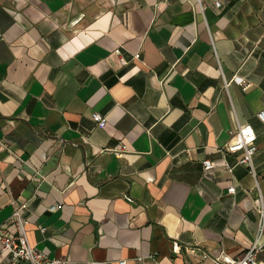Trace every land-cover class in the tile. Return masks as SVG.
I'll use <instances>...</instances> for the list:
<instances>
[{
    "label": "crops",
    "instance_id": "crops-1",
    "mask_svg": "<svg viewBox=\"0 0 264 264\" xmlns=\"http://www.w3.org/2000/svg\"><path fill=\"white\" fill-rule=\"evenodd\" d=\"M214 1L0 0V226L26 203L30 244L68 264H219L254 244L264 0ZM236 121L256 178L224 150Z\"/></svg>",
    "mask_w": 264,
    "mask_h": 264
},
{
    "label": "built area",
    "instance_id": "built-area-1",
    "mask_svg": "<svg viewBox=\"0 0 264 264\" xmlns=\"http://www.w3.org/2000/svg\"><path fill=\"white\" fill-rule=\"evenodd\" d=\"M214 6L220 8L222 6L221 0H215ZM114 53L119 56L120 50L117 49ZM134 58L135 60H138L140 54H136ZM121 63H125V61L121 59ZM223 81L224 87L227 90L231 85L232 80L228 81L223 78ZM256 116L260 122L264 124V108L259 110ZM92 117L99 127L103 128L106 126L107 120L100 113H94ZM229 135L230 141L224 148L225 152H242L239 164L246 166L250 173L256 178L253 157L257 150L255 145L257 134L254 128L251 125H242L236 121V127L229 131ZM126 150L125 146H121L120 148L113 150V152L117 157H121ZM203 164L207 170L213 167L210 161H204ZM228 192L235 193V187L231 186L228 189ZM258 203L260 221L257 231V240L242 256L238 258H230L222 255L217 259V263L259 264L257 260V253L261 248L259 239L264 232V199L261 195L258 199ZM26 208V203L15 207L11 216L0 226V264H68L69 262L65 260H49L43 252L37 250L30 244L26 231L29 221L23 216ZM126 263L127 262L124 260L118 262V264Z\"/></svg>",
    "mask_w": 264,
    "mask_h": 264
}]
</instances>
